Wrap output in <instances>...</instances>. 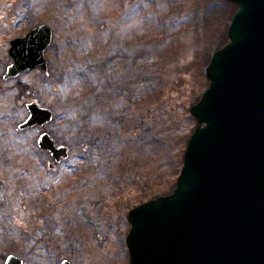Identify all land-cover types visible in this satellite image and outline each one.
Listing matches in <instances>:
<instances>
[{
    "label": "rangeland",
    "instance_id": "374dc122",
    "mask_svg": "<svg viewBox=\"0 0 264 264\" xmlns=\"http://www.w3.org/2000/svg\"><path fill=\"white\" fill-rule=\"evenodd\" d=\"M236 6L0 0V264L10 253L25 264H130L128 213L175 189L197 124L191 107ZM44 22L54 31L49 71L4 78L11 40ZM28 99L54 119L20 129ZM43 131L71 150L54 167ZM87 132L98 141L89 149Z\"/></svg>",
    "mask_w": 264,
    "mask_h": 264
},
{
    "label": "water",
    "instance_id": "95a60500",
    "mask_svg": "<svg viewBox=\"0 0 264 264\" xmlns=\"http://www.w3.org/2000/svg\"><path fill=\"white\" fill-rule=\"evenodd\" d=\"M229 1L238 6L229 41L214 51L206 68L210 84L191 107L197 124L176 187L128 213L130 264H264V0ZM53 37L44 22L12 39L4 78L48 72ZM27 108L20 129L54 119V110L35 100ZM38 145L56 163L71 153L48 131ZM4 264L24 260L10 253Z\"/></svg>",
    "mask_w": 264,
    "mask_h": 264
},
{
    "label": "trees",
    "instance_id": "16d2710c",
    "mask_svg": "<svg viewBox=\"0 0 264 264\" xmlns=\"http://www.w3.org/2000/svg\"><path fill=\"white\" fill-rule=\"evenodd\" d=\"M237 8L238 7L236 6L235 10H237ZM121 89H122V87L120 88V90ZM80 138H81V141H82V143H81L82 147L85 148V149H89L92 145H95L98 142L96 139H93L88 132L85 133V134H82V136ZM71 149H72V147H71ZM42 151H44V150H42ZM46 152H48V151H46ZM179 172H178V174H179Z\"/></svg>",
    "mask_w": 264,
    "mask_h": 264
},
{
    "label": "flooded vegetation",
    "instance_id": "af4514ba",
    "mask_svg": "<svg viewBox=\"0 0 264 264\" xmlns=\"http://www.w3.org/2000/svg\"><path fill=\"white\" fill-rule=\"evenodd\" d=\"M29 31H30V30H29ZM29 31H28V32H29ZM24 35H25V34H24ZM22 36H23V35H22ZM19 37H20V36H19ZM10 47H11V46H10ZM58 144H59V143H58ZM67 146H68V145H67ZM69 148H70V147H69ZM70 151H71V150H70ZM50 155H51V154H50ZM51 157H52V156H51ZM52 159H53V158H52ZM53 160H54V159H53ZM65 160H66V159H65ZM63 161H64V160H63ZM51 163H52V162H51ZM53 163H54V165H53V166H50V167H54V166L56 165V164H55V163H56L55 161H53ZM7 256H8V255H7ZM7 256H6V257H7ZM22 258H23V257H22ZM23 260H24V258H23ZM4 262H5V261H4ZM3 264H4V263H3ZM24 264H25V260H24Z\"/></svg>",
    "mask_w": 264,
    "mask_h": 264
}]
</instances>
